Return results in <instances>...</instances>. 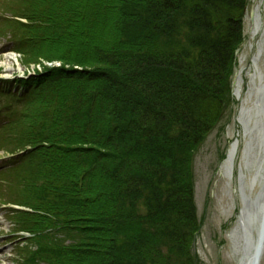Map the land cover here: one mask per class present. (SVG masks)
Wrapping results in <instances>:
<instances>
[{
    "label": "trees",
    "instance_id": "16d2710c",
    "mask_svg": "<svg viewBox=\"0 0 264 264\" xmlns=\"http://www.w3.org/2000/svg\"><path fill=\"white\" fill-rule=\"evenodd\" d=\"M22 1L14 51L61 67L0 82L16 264H200L192 158L231 102L245 0Z\"/></svg>",
    "mask_w": 264,
    "mask_h": 264
},
{
    "label": "rangeland",
    "instance_id": "374dc122",
    "mask_svg": "<svg viewBox=\"0 0 264 264\" xmlns=\"http://www.w3.org/2000/svg\"><path fill=\"white\" fill-rule=\"evenodd\" d=\"M19 2L23 1L0 0V15L13 20L11 8H18ZM245 2L242 19L243 42L235 53L231 102L223 109L218 123L203 139L192 158L193 200L200 225L192 250L200 264H239L241 255L235 252L229 234L237 225L238 215L243 208L241 188H244L246 195H250L254 205L252 211L258 216L254 201L264 187L261 183L264 176V161H262L264 126L260 124V121L264 122V0H245ZM55 5L58 7L61 3L56 1ZM254 14L257 15L258 23L261 25L258 31H255ZM4 21L2 17L0 78L22 80L28 74L31 77L40 74L44 67L48 69L61 67L58 61L47 62L42 59L37 60L38 64H32L29 58H23L16 52L9 51L12 43L17 39L7 36L8 31L5 27L11 22ZM7 56L12 57L8 60ZM40 66L44 67L40 68ZM29 76L28 78H31ZM236 77H239V84L234 90ZM242 109L250 110V121L246 122V125L239 121ZM22 125L25 124H21V128ZM247 127L254 130V134L246 135ZM236 141L239 148L233 162L232 175L228 177L225 173V163L229 149ZM7 150H10L7 140L5 142L1 140L0 165L10 157ZM22 174L20 170L13 172L6 168L0 173V264H16L23 249H30V245L26 244L20 251V247L23 246L21 234L27 239L30 237L25 232L17 234L22 226L15 221L19 222L23 218L14 216L20 211L29 210L17 209L18 206L8 204L11 202L10 198L22 194L24 189L21 185ZM255 177L257 179L252 187L251 183ZM254 218L256 221L251 222V225L256 228L259 226L258 217ZM253 235L257 239L255 229ZM259 264H264V249Z\"/></svg>",
    "mask_w": 264,
    "mask_h": 264
},
{
    "label": "bare ground",
    "instance_id": "6f19581e",
    "mask_svg": "<svg viewBox=\"0 0 264 264\" xmlns=\"http://www.w3.org/2000/svg\"><path fill=\"white\" fill-rule=\"evenodd\" d=\"M254 25H255V31L259 30V27L261 26L258 23V17L256 14H254ZM8 60L11 59L12 56H7ZM238 76V75H237ZM239 84V77L235 78V89L236 90L238 87L237 85ZM237 91H235L236 93ZM249 111L248 109H242L240 111V116H239V121L243 124L246 125V122H249ZM260 124L264 126V122L260 121ZM254 134V130H252L250 127H247L245 129V134ZM258 138H261V136H258ZM262 140L264 141V134L262 135ZM238 144L237 141L233 143L231 148L229 149L228 157L226 159L225 163V173L228 177H231L232 175V168H233V162L235 160L236 154L238 152ZM264 161V157L263 160ZM259 174V173H258ZM256 177L253 179L251 186H254V183L256 182ZM262 186H264V176L261 180ZM262 194V195H261ZM241 196H242V202H243V208L241 209L238 219H237V225H235L234 229L230 232L229 238L232 242V244L235 247V252L239 253L241 255V259L239 260V264H251L252 261V252L253 248L255 247L257 239L254 237V229L257 233L258 237V226L253 228L252 223H255V216L257 221H259V216L261 214V210L264 206V187L261 193L256 197V201H254V204H256L258 216L255 215V212L252 211L253 205V200L250 198V195H246L244 192V188H241ZM253 218V221H252ZM252 222V223H251Z\"/></svg>",
    "mask_w": 264,
    "mask_h": 264
},
{
    "label": "water",
    "instance_id": "95a60500",
    "mask_svg": "<svg viewBox=\"0 0 264 264\" xmlns=\"http://www.w3.org/2000/svg\"><path fill=\"white\" fill-rule=\"evenodd\" d=\"M264 197V196H263ZM264 202V200H263ZM258 237L256 241V245L253 248V255H252V261L251 264H259L261 255L264 249V206L261 210V214L259 216V221H258Z\"/></svg>",
    "mask_w": 264,
    "mask_h": 264
}]
</instances>
